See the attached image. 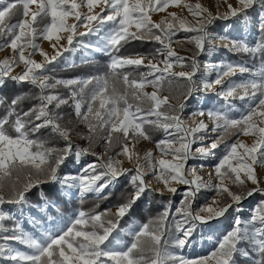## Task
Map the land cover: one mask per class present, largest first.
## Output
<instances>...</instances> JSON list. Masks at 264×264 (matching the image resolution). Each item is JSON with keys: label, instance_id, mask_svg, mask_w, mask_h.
I'll return each instance as SVG.
<instances>
[{"label": "snow or ice", "instance_id": "obj_1", "mask_svg": "<svg viewBox=\"0 0 264 264\" xmlns=\"http://www.w3.org/2000/svg\"><path fill=\"white\" fill-rule=\"evenodd\" d=\"M223 3L227 11L215 15L199 3L183 4L196 17L194 22L174 12L170 13L171 21L155 22L151 13L160 12L170 4L179 7L180 0H0V51L11 49L13 53L0 63V87L5 86L7 78L39 89L38 104L24 111L19 107L22 98H12L5 115L0 117V206L27 204V194L33 189H41L46 206H54L41 188L45 184L59 185L64 191L78 188L81 196L89 192L99 195L121 176H128L133 189L115 213L81 210L70 225L49 234L43 241L25 233L19 224L13 229L7 228L4 221L8 216L0 208V260L10 264H264V199L248 221H242L239 216L234 219L231 230L217 241L209 255L186 260L166 251L169 243L180 249L192 245L198 228L226 218L230 210L239 212L245 199L257 194L264 197V179L257 173V169H264V39L249 45L216 36L209 30L217 20L234 19L247 24L251 20L250 12L258 6L261 12L255 25L264 36V0H235V4L223 0ZM101 4L100 11L94 12V7ZM82 7L87 8L86 13L79 11ZM70 17L74 23H68ZM80 28L86 31H79ZM181 31L193 34L185 39L196 51L190 58V70L177 72L173 70L174 65L183 66L186 59L172 47L173 43H180L173 37ZM88 35L98 39L95 43L80 39ZM41 40L51 43L54 55L49 56L42 50L38 42ZM62 40L66 43L62 44ZM137 40L154 41L160 47L152 53L120 55L125 45ZM218 40H227L223 46L231 52L259 59L258 69L229 62L219 66L213 81L207 79V71L196 79L200 64L195 57L211 55L218 47ZM80 47L110 57L103 78L54 79L48 75L53 71L49 65L65 52ZM37 52L44 57L42 62L33 59ZM20 65H23L22 71L12 75ZM128 67L133 71H120ZM212 67L205 64L206 70ZM140 68L146 70L136 74L135 70ZM238 73L241 76L247 73L248 78L239 82L232 80ZM181 78L186 82L185 87L176 102L170 103V96H161L160 92L167 85L171 94L173 84ZM148 86L154 89L151 93L145 91ZM216 86H220L216 96L224 103L207 111L198 109L189 117H206L211 128L203 119L194 127L188 126L183 115L187 102L198 92L206 93ZM59 87L68 89L66 98L50 91ZM236 99L246 104L239 117L233 115ZM3 103L0 99V104ZM63 105L72 107L75 122L87 129L81 138L88 141L89 148L74 147L71 123L63 122V116L54 110ZM42 129H50L55 138L64 141V146L60 149L49 146L48 141L38 136ZM154 132L163 133L156 147L162 157L170 155L171 160L156 158L151 152L141 157L135 151L134 146L141 140L151 141ZM201 132L212 135H199ZM241 134L253 137L252 143H244L239 138L227 143L226 138ZM101 140L105 153L115 150L106 161L90 150L93 143ZM205 140L209 141L206 145ZM195 143L203 146L193 151ZM221 145L222 154L214 166L215 176L210 173L208 181L197 174L196 165L185 167L190 159L217 156L215 150ZM85 154L96 155V162L88 163L76 175L62 173V166L70 162V157L79 162ZM119 157L133 162L134 168H123ZM142 160L149 162L152 177L162 183L161 188H154L146 179L148 170ZM173 183L188 186L176 209L179 218L174 220V231L168 224L170 211L166 207L158 218L135 227L130 244L114 248L120 221L131 214L137 201L149 191L175 195L177 188ZM229 184L238 186L239 190H232ZM202 190L214 191L216 197L223 196V204L213 197L212 204L194 210L193 202ZM9 232L12 234L7 235ZM10 241L25 245L31 251H19Z\"/></svg>", "mask_w": 264, "mask_h": 264}, {"label": "rangeland", "instance_id": "obj_2", "mask_svg": "<svg viewBox=\"0 0 264 264\" xmlns=\"http://www.w3.org/2000/svg\"><path fill=\"white\" fill-rule=\"evenodd\" d=\"M77 2H80V0H77ZM229 2L235 4V0H229ZM185 3H191L193 5L199 3L205 8H207L209 6V4H212L214 6V12H213L214 15L217 12L224 13L227 11V6L223 3V0H180L181 6L178 7L175 4H170L168 8H166L160 12L151 13L152 19L155 22H159V21L164 20V19L171 21L172 17L170 15V13L174 12V13H176V15L178 17L187 19L189 22H194L196 20V17H194L191 13L188 12V10L186 8L183 7V4H185ZM101 7H103L102 4L95 6L94 12H99ZM33 8H35V6H33ZM79 11H81L82 14L86 13L87 8L82 7ZM260 12H261V10L259 9L258 6L254 12H250L251 20L247 24L238 22L234 19H229L227 21L217 20L218 25L217 26L214 24L211 25L209 30L216 36L228 37V38L233 39V40H241V41L247 42L249 45H254V40H255L257 33H258V30H257L256 25H255V21H256L257 14ZM74 22H75L74 18L70 17L68 19V23H74ZM79 31H86V29L80 28ZM179 33L185 34V32H183V31H181ZM179 33H177V35L175 37H173V40L174 41L179 40L180 43H173L172 47L179 56L185 57L186 59L184 61L183 66L174 65L173 70L176 71L178 66H179V68L183 69V71H188V70H190L189 63H190V58H192V57H190L188 55V53H186L185 51L180 50L178 48V46H183L185 44V37H187V35L185 34V35L179 36ZM61 35H67V34L61 33ZM80 39H83L85 41V43H88V42L95 43L96 40L98 39V36L88 35V36L82 37ZM38 42L40 43L41 48H43V46L45 44L49 45V47L52 48L51 43L48 41L41 40ZM227 42H228L227 40H224V41L218 40V41H216L218 47L211 55L202 54L198 57H195L199 61V64H200V70L197 72V75L195 77L196 79H199L207 71L208 80L213 81L216 78V74H217L216 71H218V69H219V64L221 65V64H226V63L231 62L233 64H244L247 67L251 68L246 63L232 62V61L228 60L227 56L225 55V50L226 51H229V50L223 46ZM53 43H54V41H53ZM61 43L62 44L66 43V40H62ZM214 53H216L217 58L216 57L213 58L212 55ZM54 54H55V49L53 50L52 54H50V56L54 55ZM95 54H99V52H92L90 49H85L83 47H80V48H77L73 52H65L63 54V56H61L58 59V61H56L52 65H49L48 67L51 68L52 66L59 64L61 62H65V61H66V63H68V62L71 63L74 61L85 60L87 58H93V56H95ZM12 55H13V53H12L11 49H4V50L0 51V63H2L3 60H5L6 58H11ZM25 55H27V51H26ZM37 55H40L39 52H37L35 56H37ZM34 57H33V59H34ZM161 59H163V57ZM206 60H211L213 67L209 68V70H202L201 64ZM22 68H23V65H20L19 67L14 68V70L11 74L15 75L17 73H20L22 71ZM252 69H258V68H252ZM212 72H214V73H212ZM246 78H248L247 73H245L243 76H241L238 73L236 76L231 77L232 80L237 81V82H239L240 80L246 79ZM150 90H153V89L148 88L146 91L148 93H150L149 92ZM219 90H220V86H216L214 90L209 91V92H207V94H204L202 96L203 103L205 104L204 107H199L200 104L198 102L199 99L197 97V94L187 102V107L185 108L183 115L186 118V122H187L188 126L194 127L195 123H196L195 122L196 119L203 118V117H194V118L189 119V117L191 116V113L193 111H196L198 109H204L205 111H207L208 109L218 108L221 104L224 103L219 97L216 96V91H219ZM161 96H166V95H161ZM170 102L174 103L172 101H170ZM197 104H199V105H197ZM233 104H235L234 100H233ZM235 106H236V111L233 112V115L236 117H239L240 113L242 111H244L246 104L244 101L239 100V104L238 105L235 104ZM83 127L87 131V129L85 128L84 125H83ZM199 135H206V133L201 132V133H199ZM209 135H212V134H209ZM162 138H163V133H162ZM239 139L244 143L251 144L254 138L250 137V136L241 135L239 137ZM208 142L209 141L206 140L205 142H203V144L206 145ZM72 143H73L74 147L87 148V143H86V140H84V139H80L78 141H72ZM200 146H203V145L201 143L193 144V146H192L193 151H195L196 147H200ZM134 147H135V151H137L141 157H143L147 153L151 152L152 155L154 154L156 156V158H164L167 156L168 160L172 159V157L170 155H165L162 157L160 150L156 147V144L148 142V141L143 140L141 143L136 144ZM174 147H178V144L174 145ZM95 153H96V155H102L103 159L105 161L107 160L108 155H109V154L105 153V151H102L101 149H98L97 151H95ZM217 157H218V155L213 156V157H208L207 159H190L187 161L185 167L187 168L191 165H196L197 174L200 177H202L205 181H208L209 178L208 179L205 178L204 172H205L207 167L213 168L212 176L213 177L215 176L214 166L218 162ZM70 158L74 159L73 165L71 167L72 170H70L72 172H68V173H66V175L67 174L76 175V174L80 173L82 168L85 165H87L88 163L96 162V159L88 160V159L83 158V156H81L79 162L76 161L75 157H70ZM119 159L122 161L121 166L123 168H125V169L134 168L133 162L128 161L125 157H119ZM141 163H143L145 169H147V170L149 169V166H147L148 161L142 160ZM201 165H203V167H200ZM257 173L262 179H264V173L260 169H257ZM123 177L124 176H121L117 182L110 185L104 191L110 190V189L112 190V189L116 188L120 183V179ZM146 179L154 186V188L159 189L162 187V183H158L153 179L151 169L148 170V175L146 176ZM102 182L103 181H101L100 183H102ZM213 182H215V181L213 180ZM173 186L177 188V193L175 195H173L172 193H169L167 191H165L163 195L177 196L179 198V202H177L175 204V210H173V213L176 214V209L178 207H180V202L182 199L181 194L187 190L188 186L183 185V184H176V183H173ZM229 186L232 188V190H235V191L239 190L238 186H236V185L229 184ZM248 187H251L250 183H249ZM262 187H264V185H262ZM61 191L64 194V196H67L68 198H74V197L81 196V193L78 190V188L72 189L69 191H64L61 189ZM103 192H101V193H103ZM155 192H157L159 194L158 191H155ZM86 195H88V194H84L83 196H86ZM89 195H91V194H89ZM92 196H99V195L93 194ZM213 197H216V193L214 191L202 190V192L198 196L197 200L193 202V209L198 210L199 207H201V206L212 204ZM216 199H217L218 203L220 205H222L225 198L223 196H220V197H216ZM262 199H264V197H261L258 194L247 198L246 200H244L242 202L239 212H235V211L230 210V214H228L226 216V218H221L219 220L212 221L210 226L198 228L196 233H194L195 243H193L190 246H185L183 249H180V252L178 253V255H175L172 253H169V254L174 255V256H178V257H183L186 260H194V259H198V258L209 255L211 253V251L214 250V248L216 247L217 241L223 235H225L229 230H231V228L233 227L234 219L237 216H239L242 221H248L249 218L254 214V209L256 208V206L258 205V203ZM0 208H2V210L8 216V219L10 217L14 218V220L11 222V225H13L12 227H8V224H7L8 219H6L4 221V224L7 228L13 229L16 224H19L25 233L32 235L37 240H41V241L46 240L48 238L49 234L58 233L61 228H64L65 226H67V225H64V222L69 220V218H62L59 220L50 219L46 222L44 221L40 224H37V220H39L40 217L43 218V216H45V215H47L49 217V212H51V207L46 206V204H44V205L39 204V205L30 206L28 204L15 205V204L5 203L4 205L0 206ZM116 210L117 209H115V212H116ZM169 211L171 212V209ZM73 218L74 217H72V219L69 221H72ZM68 225H70V224H68ZM138 225H140V224L133 225L130 228H128V230H130V231H127V230L122 231V232L118 231L119 232L118 242H114L113 247L116 249H121L125 245H128V243L120 241V236L123 232L131 234V232L134 231L135 227ZM11 234H12L11 232L7 233V235H11ZM113 235H116V233ZM179 235H182V234H179ZM9 243L11 244L12 247H14L15 249H17L19 251H22L25 253L31 251L25 245H21L18 242L10 241ZM0 264H10V262H8L7 260H0Z\"/></svg>", "mask_w": 264, "mask_h": 264}, {"label": "trees", "instance_id": "obj_3", "mask_svg": "<svg viewBox=\"0 0 264 264\" xmlns=\"http://www.w3.org/2000/svg\"><path fill=\"white\" fill-rule=\"evenodd\" d=\"M13 22H15V19L13 20ZM217 23L218 21H216L214 25L217 26ZM185 34L187 36L193 35L192 33ZM185 34L179 33V36ZM262 39H264V36H262V34L258 31L257 36L254 40V44L260 42ZM158 47H160V45L154 41H132L121 49L120 55L132 56L137 53H152ZM178 48L188 53L190 57H193V54L196 51L194 45L192 43L187 42L186 39L185 44L183 46H178ZM225 55L227 56L228 60L232 62H243L248 64L251 68L259 67V59L254 60L248 54L234 53L225 50ZM109 59L110 57L108 55L104 53H99L93 58L78 61L75 63L61 62L52 66L51 68L53 69V71L49 72L48 75L54 79L87 78L90 76L103 78L108 71L107 66L109 63ZM145 70L146 69L144 68H140L136 69L135 72L136 74H138L140 71ZM120 71L127 72L133 71V69L131 67H128ZM185 83L186 82L182 78L178 79L177 82L173 84V92L171 94L167 90V85H165V88L161 90L160 95L170 96V101L175 103L176 99L179 98V93L184 89ZM148 88L153 89L151 86H148L145 91ZM50 91L53 94H59L61 97L64 98L69 95L68 89L63 87H59L55 90ZM38 95L39 89L35 88L34 86L30 84L16 83L6 78L5 86L0 87V99L5 101V103L0 104V117L5 115V110L8 106V102H10L12 98L21 97L22 101L19 107L20 109L27 111L29 108L39 103L37 99ZM234 103L238 105L239 99L234 100ZM52 107L54 108V105ZM54 110L63 116V122L71 123L73 127V131L71 133L72 141H78L82 139L81 135L87 134V131L84 129L83 125L77 124L75 122V114L72 107H70L69 105H63L60 109ZM38 136L41 139L48 141L49 146L54 147L56 149H60L64 146V141L55 138L54 134L50 132V129H42L41 133H39ZM239 137L232 136L230 138H226L227 143H232ZM160 139H162V132H154L152 134V140L148 142L156 144V141ZM142 141L143 140H141L140 143ZM86 143L87 148H89L90 146L88 141H86ZM222 146L223 145H221L219 149L215 150L218 156L222 154ZM98 149L105 151V144L102 140L93 143L90 148V150L94 152ZM107 154L114 155L115 150L108 152ZM83 158L93 160L96 159V155L85 154L83 155ZM69 161L70 162L66 161V164L62 166L61 170L63 174L72 172L70 170H72L71 167L73 165L74 159L69 158ZM41 188L43 189V192L47 195L48 200H50L51 204L54 206H50L51 212H49V217L47 215L43 216V218L40 217V219L37 220V224H40L44 221L46 222L50 219L59 220L62 218H68L72 214L81 210L89 213H99L105 210H111L113 213H115V209H117V206L120 203L124 202L128 194L133 191L132 186L129 183L128 176H124L123 178H121L120 183L116 188L112 190H106L103 193L99 194V196H92L93 194H88L86 196L68 198L67 196H64L59 185L45 184L42 185ZM27 199V204L30 206L45 204V200L41 196V189H33L32 191H30L27 194ZM169 201L171 202L170 205ZM177 202H179V198L177 196L160 195L155 191H149L143 197H141L139 201H137L131 214L125 216L120 221V227L118 228V231L122 232L133 225L147 223L149 220L158 218L164 212L166 207H169V210L171 209L168 224L170 227L173 228L174 231V220L179 218L177 214L173 213V210H175V204ZM13 220V217H10L8 219V227L13 226L11 225V222ZM166 239H168L167 236ZM131 240L132 234L130 233L123 232L120 236V241L122 242L130 244ZM166 251L168 253L178 255V253L180 252V248L169 243L166 248Z\"/></svg>", "mask_w": 264, "mask_h": 264}, {"label": "bare ground", "instance_id": "obj_4", "mask_svg": "<svg viewBox=\"0 0 264 264\" xmlns=\"http://www.w3.org/2000/svg\"><path fill=\"white\" fill-rule=\"evenodd\" d=\"M207 9L210 11V12H214V6L212 5V4H209V6L207 7ZM99 11V10H98ZM42 50L43 51H45V52H47L48 53V55L50 56V54H52V52H53V48H51V47H49V45H47V44H45L44 46H43V48H42ZM218 54V53H217ZM213 58H217V55H216V53H214L213 55ZM34 59L37 61V62H42L43 60H44V57H42L41 55H37V56H35L34 57ZM205 64H211V65H213L212 63H211V60H206V61H204L202 64H201V69L202 70H206L205 69ZM219 66H220V64H219ZM207 70H209V69H207ZM177 72H179V71H183V69H181V68H179V66H178V68H177V70H176ZM217 72V71H216ZM212 73H214V72H212ZM216 74V73H215ZM214 75V74H213ZM208 79V78H207ZM206 103V102H205ZM205 106V104L204 103H202V104H200V106L199 107H204ZM192 108V107H191ZM201 119H203L204 121H205V123H207L208 125H209V129L211 128V122L210 121H208L207 120V118L206 117H203V118H201ZM201 119H196V123H198L199 122V120H201ZM209 134H211L210 132H208V133H206V135H209ZM206 141V140H205ZM204 141V142H205ZM129 147H130V149H132L133 148V146L132 145H129ZM152 156H154V157H156L154 154L152 155ZM210 157H213V156H210ZM165 159H167V156L166 157H164ZM147 166H149V169L148 170H150V164H149V162H148V164H147ZM263 173H264V169H260ZM212 171H213V168H206V170H205V172H204V175H205V178H209V174L211 173L212 174ZM79 190V189H78ZM105 190V189H104ZM86 194H96V193H94V192H89V193H86Z\"/></svg>", "mask_w": 264, "mask_h": 264}, {"label": "crops", "instance_id": "obj_5", "mask_svg": "<svg viewBox=\"0 0 264 264\" xmlns=\"http://www.w3.org/2000/svg\"><path fill=\"white\" fill-rule=\"evenodd\" d=\"M97 54H95V56H96ZM94 57V56H93ZM87 59H90V58H87ZM86 60V59H85ZM79 61H82V60H79ZM66 62V61H65ZM75 62H78V61H74V62H71V63H75ZM69 63V62H68ZM79 212V211H78ZM78 212H76V213H74V214H72L71 216H69L68 218H69V220H71L72 219V217H75L77 214H78ZM69 220H67V221H65L64 222V225H68V224H70V222L71 221H69ZM127 231H130V230H128L127 229ZM115 234V233H114Z\"/></svg>", "mask_w": 264, "mask_h": 264}, {"label": "built area", "instance_id": "obj_6", "mask_svg": "<svg viewBox=\"0 0 264 264\" xmlns=\"http://www.w3.org/2000/svg\"><path fill=\"white\" fill-rule=\"evenodd\" d=\"M153 90H150L149 92L151 93ZM204 94H207V92L205 93V92H198L197 93V97H198V102H199V104H202L203 103V100H202V96L204 95ZM170 102V101H169ZM171 103V102H170ZM199 104H197V105H199ZM198 108V107H197Z\"/></svg>", "mask_w": 264, "mask_h": 264}]
</instances>
